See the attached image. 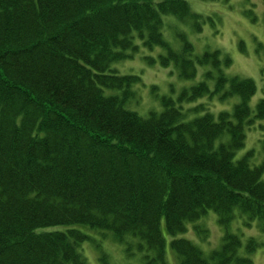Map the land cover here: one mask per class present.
Wrapping results in <instances>:
<instances>
[{
    "label": "trees",
    "instance_id": "1",
    "mask_svg": "<svg viewBox=\"0 0 264 264\" xmlns=\"http://www.w3.org/2000/svg\"><path fill=\"white\" fill-rule=\"evenodd\" d=\"M167 19L207 23L189 0H0V264H90L88 230L144 264H253L260 244L231 226L264 232V160L241 153L264 97L251 108L256 84L229 75L222 50L198 53L184 30L173 47ZM141 46L160 50L150 66L198 80L145 116L129 108L141 75L120 70ZM208 211L222 236L207 253L178 235L198 222L208 240Z\"/></svg>",
    "mask_w": 264,
    "mask_h": 264
},
{
    "label": "rangeland",
    "instance_id": "2",
    "mask_svg": "<svg viewBox=\"0 0 264 264\" xmlns=\"http://www.w3.org/2000/svg\"><path fill=\"white\" fill-rule=\"evenodd\" d=\"M189 4L193 12L202 15L207 21L203 25L202 33L196 34L187 20L181 22L167 19L165 20L167 28L164 31L166 39L177 48L179 43L175 41V33L178 30H184L198 53L210 48L220 49L223 54H228L232 61L227 73L251 78L256 84L257 92L249 103L251 108H255L258 100L264 97V54L259 48L261 43L264 44V0H189ZM242 47L245 49L244 52L241 50ZM158 52H160L159 49L151 52L148 48L141 46L133 60H127L120 65V70L124 74L141 75L138 103L131 104L129 108L142 116L147 115L148 111L160 109V97L167 94L172 95L171 86L176 90L172 95L176 99L183 89L190 88L198 82V80L180 79L171 66L165 69L159 65V62L150 66L146 58H156L154 56ZM156 87L159 97L153 91ZM229 102L228 104L215 102V110L231 107L233 100ZM255 127L253 131H247L245 148L241 153L253 149L256 163H258L264 160V151L260 145V140L264 135V123H258ZM217 219L215 212L208 211L205 218L199 221L200 228L208 231V240L205 242L201 241L202 235L198 236L194 231L193 226L198 222L189 224L187 227L189 231L185 235L178 236L195 240L196 244L201 242V250L208 253L213 248H217L221 240L222 229L219 228ZM235 222L234 226H231V231L237 233L242 241L253 237L260 244L250 257L253 264H264V232L259 229L258 222H254L250 229L241 227L240 220ZM87 233L91 236V241L85 244L84 253L90 264H104L103 250H106L107 261L110 264H144L145 252L139 251L136 245L131 246L130 250L125 252L123 243H117L112 234L108 238L105 236L107 233L103 231L88 230ZM170 239V236H166L168 251H171ZM168 257H170L169 262L173 264V256L170 252Z\"/></svg>",
    "mask_w": 264,
    "mask_h": 264
}]
</instances>
